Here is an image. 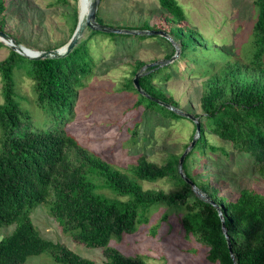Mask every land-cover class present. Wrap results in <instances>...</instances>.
<instances>
[{
    "label": "trees",
    "instance_id": "16d2710c",
    "mask_svg": "<svg viewBox=\"0 0 264 264\" xmlns=\"http://www.w3.org/2000/svg\"><path fill=\"white\" fill-rule=\"evenodd\" d=\"M157 1L165 15L163 21L154 20V26L113 27L136 34L87 30L111 39L137 40L148 38L140 33L145 31H161L168 38L174 33L171 39L179 44L178 59L194 54L193 69L200 78H207L199 98L203 115L193 116L199 119V134L192 150L200 154L220 151L227 156L223 148L207 143L209 133L246 154L264 181V0H251L255 20L244 61L226 47L211 49L196 29L181 25L185 15L176 0ZM5 11V0H0V31H4ZM95 20L109 27L97 13ZM173 55L174 49L166 60ZM177 61L146 68L137 80L139 91L132 78L126 81L125 88L138 96L137 106L154 113L165 110L173 119L181 117L174 110L176 102L152 83L162 76L171 77ZM94 67L86 40H80L64 57L32 60L10 49L0 61V230L13 227L10 234L0 235V264H25L42 255L55 264H94L40 236L30 216L42 204L64 234L86 248L101 249L104 264H146L141 256H124L109 243L136 232L161 207L166 208L162 222L168 214H181L184 236L208 249L209 263L264 264V195L242 189L233 201L218 197L212 185L188 172L187 160L193 151L181 166L180 158L172 155L160 166L139 156L122 171L81 146L65 130L75 93ZM16 71H23L32 82L34 104L41 116L38 124L19 105L13 81ZM193 123L191 142L196 131ZM161 180L170 184L171 191L141 185ZM155 232L152 227L151 235Z\"/></svg>",
    "mask_w": 264,
    "mask_h": 264
},
{
    "label": "rangeland",
    "instance_id": "374dc122",
    "mask_svg": "<svg viewBox=\"0 0 264 264\" xmlns=\"http://www.w3.org/2000/svg\"><path fill=\"white\" fill-rule=\"evenodd\" d=\"M176 2L185 15V22L181 25L196 29L204 40L209 41L211 49L226 47L244 61L243 52L249 44L255 20L251 0ZM5 5L4 32L21 46L38 52L65 45L80 14L79 0H5ZM97 14L109 27L134 28L144 23L154 26V20L163 21L165 16L157 0H101ZM158 23L164 28V23ZM171 37L168 38L170 43L161 35L148 36L143 40L111 39L86 30L81 40L87 41L95 67L75 93L65 130L81 146L122 171L134 164L139 156L160 166L170 155L180 158L186 151V157L193 151L187 160L188 172L197 179L206 180L216 189L218 197L233 201L242 189L264 195V181L246 154L237 153L230 144L209 133H206L207 143L217 149L223 148L227 156L220 151L208 150L200 154L192 150L194 123L191 119L186 116L173 119L163 113L165 110L154 113L143 105L137 106L138 96L125 88L127 80L134 79L135 75L139 77L146 68L178 60L170 70L171 77L165 79L162 76L152 83L176 102L174 110L192 117L203 115L199 98L207 78H200L197 70L193 69L194 54L189 53L185 60L178 59L179 44ZM173 49L174 55L166 60ZM9 50L7 45L0 46V61L7 57ZM139 63L144 65L139 67ZM135 68L137 71L133 75ZM13 81L20 107L30 114L32 123L38 124L41 116L34 104L32 82L23 71H16ZM2 102L0 79V104ZM197 137L195 132L192 140ZM141 185L143 189H162L165 192L172 189L163 180L142 182ZM195 193L199 195L197 190ZM165 212L166 208H158L146 225L138 227L132 234H123L119 241H110L109 245L124 256H141L146 264H212L206 260L208 249L193 237L184 236L181 214H168L167 220L162 222L160 219ZM30 218L42 238L59 242L94 264L105 263L101 249L86 248L72 240L71 235L64 234L56 221L49 217L46 204L34 209ZM152 227H156L155 235H151ZM12 229H2L0 235L10 234ZM25 264L55 263L42 255L29 258Z\"/></svg>",
    "mask_w": 264,
    "mask_h": 264
},
{
    "label": "water",
    "instance_id": "95a60500",
    "mask_svg": "<svg viewBox=\"0 0 264 264\" xmlns=\"http://www.w3.org/2000/svg\"><path fill=\"white\" fill-rule=\"evenodd\" d=\"M100 1L101 0H91L89 2V6H88L87 11L84 14V16L80 17L78 15L77 24H76L75 29H74L71 37L69 38L68 42L58 49L41 51V52L33 51V50L28 49L24 46H21L19 43H17L14 39H12L4 31H0V42L4 45L5 44L8 45V47L12 51H14V52H16V53H18V54H20V55H22L28 59L39 60V59H45V58H59V57L66 56L79 43L84 32L87 29L97 30V31L105 32V33H113V34H136V32H132L129 30L117 29V28H113V27H106L104 25L98 24L96 22L95 18H96V13H97V9H98ZM140 33H145L148 36L161 35L162 37L168 38L167 34L164 32H161V31H145V32H140ZM137 80H138V75H135V77L133 79V83H134L136 90L139 91ZM176 112L180 116H186L187 118H189L195 122V127H196L195 132L198 135L199 134V124L195 120V118L192 117L191 115L184 114L180 111H176ZM194 142H195V138L192 140L190 147L193 146ZM185 155H186V151L180 156L179 166H181ZM192 187H193V185H192ZM215 207L218 209L217 205H215Z\"/></svg>",
    "mask_w": 264,
    "mask_h": 264
},
{
    "label": "bare ground",
    "instance_id": "6f19581e",
    "mask_svg": "<svg viewBox=\"0 0 264 264\" xmlns=\"http://www.w3.org/2000/svg\"><path fill=\"white\" fill-rule=\"evenodd\" d=\"M90 1H91V0H79V10H80V14H79V16H80V17H83L84 14L86 13ZM5 45H6V44H5ZM7 46H8V45H7Z\"/></svg>",
    "mask_w": 264,
    "mask_h": 264
}]
</instances>
